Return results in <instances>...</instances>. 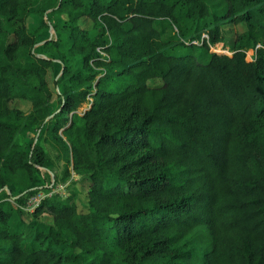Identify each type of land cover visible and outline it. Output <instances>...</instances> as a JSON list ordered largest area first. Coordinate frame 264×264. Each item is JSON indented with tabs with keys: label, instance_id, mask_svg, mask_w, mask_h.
Here are the masks:
<instances>
[{
	"label": "trees",
	"instance_id": "1",
	"mask_svg": "<svg viewBox=\"0 0 264 264\" xmlns=\"http://www.w3.org/2000/svg\"><path fill=\"white\" fill-rule=\"evenodd\" d=\"M47 14L66 21L45 57L28 20ZM232 25L246 30L231 57L185 53L226 44ZM46 144L64 162L57 183L89 181L88 211L75 191L53 195L32 227L22 213ZM0 264H264V0H225L223 13L210 0H0Z\"/></svg>",
	"mask_w": 264,
	"mask_h": 264
},
{
	"label": "rangeland",
	"instance_id": "2",
	"mask_svg": "<svg viewBox=\"0 0 264 264\" xmlns=\"http://www.w3.org/2000/svg\"><path fill=\"white\" fill-rule=\"evenodd\" d=\"M41 0H34L35 4H39ZM210 4L214 9H216L217 12L223 13L225 11V0H210ZM33 12H36V9H34ZM50 14V12L48 13ZM48 14L46 15L45 19H41L40 17L34 15L31 19L28 20V27L31 32L33 33H39V44L36 48V52L38 55H43L47 57L48 55L43 51V46L46 42L50 40H57L59 38L65 39V35L56 29L57 27H62L65 24V18L61 15H52L50 16V19L48 20ZM80 25L84 29L91 30L93 28V22L89 19H82L80 21ZM19 25L12 23L8 24L6 26L7 30H15L18 28ZM155 27L161 32L163 39L165 41H176L178 40V33L175 29V27L169 23V22H163V21H157L155 24ZM246 27L245 25L240 26H227L223 28V32L226 39V44H219L215 47H212L210 51L203 50V48L196 47V49H189L185 51L187 52H193L197 55L200 62L206 63L209 59L210 53H218L222 55H228L232 56L233 52L230 51V46L233 44L236 35L239 33L245 32ZM206 35L204 36V38ZM183 50H178L177 53H182ZM255 52L249 51L247 52V61L252 62L254 61ZM61 72V71H60ZM59 67L56 66V71L50 70L48 75V82L50 84V87L52 88L54 94H56L57 89L55 86V81L59 78L58 73ZM162 86L161 81H153L151 83V87H160ZM55 102V101H54ZM11 107L13 109H20L24 112L28 113L31 111V104L28 102L22 101V100H16L11 104ZM90 106H84V108L81 109V111H86L89 109ZM44 130L39 129L38 131H34L32 134H30L27 137L21 138V147L26 150H30L33 144H37L40 140V137H43L42 134ZM41 143H45V142ZM48 153H49V161L47 168H44L41 170L39 175L37 176V182H36V188L34 187L33 194L29 195L27 199L26 206L23 208L22 213V219L24 222H26L29 226L35 227L37 223L34 222V213L37 209L36 199L38 197H50L53 194L61 196L62 199L68 198L74 191L78 193L77 203L80 211L87 212L88 211V191H89V181L86 179H77V177L74 175L73 180H75L77 183H72V180L69 181L67 184H62L60 182L55 181V176H58L60 178L63 177V170H64V162L58 161V155L59 153L55 151L50 144L45 145ZM14 192L17 197H19V189H14ZM8 194H11V191H7ZM24 195V194H22ZM2 199L5 198L4 196L1 197ZM40 222H43L46 225L52 224L53 220L49 216H44L40 219ZM23 226L19 222V220H16L11 225V230L14 232H20L23 230ZM25 248L30 251L31 248L29 245H26Z\"/></svg>",
	"mask_w": 264,
	"mask_h": 264
},
{
	"label": "built area",
	"instance_id": "3",
	"mask_svg": "<svg viewBox=\"0 0 264 264\" xmlns=\"http://www.w3.org/2000/svg\"><path fill=\"white\" fill-rule=\"evenodd\" d=\"M206 38H208V37L206 36ZM53 195H55V194H53ZM53 195H52V196H53ZM52 196H50V197H52ZM46 198H49V197H45V198L42 197V196H41V197H38V198L36 199V204H37V206L39 207V206L41 205V203H42ZM38 207H37V208H38Z\"/></svg>",
	"mask_w": 264,
	"mask_h": 264
},
{
	"label": "crops",
	"instance_id": "4",
	"mask_svg": "<svg viewBox=\"0 0 264 264\" xmlns=\"http://www.w3.org/2000/svg\"><path fill=\"white\" fill-rule=\"evenodd\" d=\"M77 177V176H76ZM79 177H77V179H78Z\"/></svg>",
	"mask_w": 264,
	"mask_h": 264
},
{
	"label": "water",
	"instance_id": "5",
	"mask_svg": "<svg viewBox=\"0 0 264 264\" xmlns=\"http://www.w3.org/2000/svg\"><path fill=\"white\" fill-rule=\"evenodd\" d=\"M6 191H8V190H6Z\"/></svg>",
	"mask_w": 264,
	"mask_h": 264
}]
</instances>
